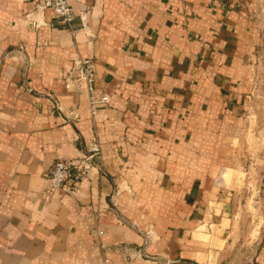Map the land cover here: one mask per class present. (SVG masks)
Returning <instances> with one entry per match:
<instances>
[{
	"label": "crops",
	"instance_id": "1",
	"mask_svg": "<svg viewBox=\"0 0 264 264\" xmlns=\"http://www.w3.org/2000/svg\"><path fill=\"white\" fill-rule=\"evenodd\" d=\"M238 1L68 0L71 26L46 12L33 28L29 0H0V264H210L221 252L223 174L244 156L242 111L264 63V0ZM74 54L94 62L91 95L109 96L93 115L85 85L65 87ZM93 136L103 165L93 159L74 196L51 190V165ZM249 264H264V223Z\"/></svg>",
	"mask_w": 264,
	"mask_h": 264
},
{
	"label": "rangeland",
	"instance_id": "2",
	"mask_svg": "<svg viewBox=\"0 0 264 264\" xmlns=\"http://www.w3.org/2000/svg\"><path fill=\"white\" fill-rule=\"evenodd\" d=\"M234 3V7H240L238 0ZM254 65L258 67L255 72L260 74L257 92L246 96L242 111L240 135L244 156L223 174L231 192L226 201L231 219L228 222L230 242L210 257V264H249L264 223V63ZM96 139L99 149L95 157L99 156L102 162L100 142ZM202 224L205 229L210 221Z\"/></svg>",
	"mask_w": 264,
	"mask_h": 264
},
{
	"label": "built area",
	"instance_id": "3",
	"mask_svg": "<svg viewBox=\"0 0 264 264\" xmlns=\"http://www.w3.org/2000/svg\"><path fill=\"white\" fill-rule=\"evenodd\" d=\"M29 1L32 5V10L27 14L31 16V26L33 28H38L43 23L42 18L46 12H49L52 18L71 26L75 13L68 0ZM70 60L71 65L64 77L65 87L67 89L73 85L79 87L80 83L85 85L90 95L88 112L93 115L100 104L108 102L109 96L104 93L98 97L91 95L95 91V67L92 58L74 54ZM98 149L96 136H93L88 150L82 156L72 160H56L47 171L51 190H59L70 196L79 193L77 180L88 175L91 162ZM91 233L100 237L103 231L92 228ZM104 262H107V260H104Z\"/></svg>",
	"mask_w": 264,
	"mask_h": 264
}]
</instances>
